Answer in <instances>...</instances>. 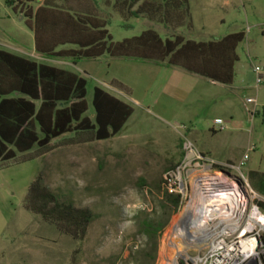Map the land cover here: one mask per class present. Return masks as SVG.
I'll return each instance as SVG.
<instances>
[{
    "label": "rangeland",
    "instance_id": "374dc122",
    "mask_svg": "<svg viewBox=\"0 0 264 264\" xmlns=\"http://www.w3.org/2000/svg\"><path fill=\"white\" fill-rule=\"evenodd\" d=\"M3 4L5 0H0V28L7 34L0 31V48L14 51L3 46V40L33 49V32L25 20ZM190 11L192 28L176 31L186 39L206 41L245 32L237 47L239 60L233 83L222 85L178 67L130 58L102 56L71 64L70 69L87 79L89 112L93 110L95 86L108 89L129 103L134 112L111 139L90 140L87 134L61 137L30 154L37 158L17 159L4 167L0 173L9 183L0 179V185L12 186L16 194L10 198L9 209L0 203V233L9 222L4 238H0V258H12L0 264H169L179 243L175 229L186 207L192 204V217L184 227L189 235L193 216L207 205V201L192 200L194 181L203 178L196 176L223 173L237 182L240 177L220 166L184 170L186 193L181 208L158 238L147 236L141 226L143 220L158 222L169 216L160 202L166 189L165 175L180 165L186 140L198 150L205 147L220 163L237 164L253 146L243 172L264 171V86L255 87L250 62L253 58L264 63V0H190ZM97 13L108 17L107 28L114 41L137 36L146 29L156 30L162 38L169 34L161 24L147 19L126 22L100 2ZM59 63L63 65L62 60ZM249 97L259 103V115L253 118ZM216 118H222L227 129L219 130ZM39 172L62 199L95 213L82 238L74 239L40 215L23 209L22 195ZM247 199L249 208L264 203V197L249 188ZM10 208L16 212L10 214ZM205 243L187 246L188 256L180 258L179 264H192ZM16 258H25V262Z\"/></svg>",
    "mask_w": 264,
    "mask_h": 264
},
{
    "label": "trees",
    "instance_id": "16d2710c",
    "mask_svg": "<svg viewBox=\"0 0 264 264\" xmlns=\"http://www.w3.org/2000/svg\"><path fill=\"white\" fill-rule=\"evenodd\" d=\"M5 0L26 19L33 31L35 49L45 58H130L178 67L214 83L230 85L239 60L237 47L245 32L229 33L206 41L186 39L178 28H192L190 0ZM99 2L119 14L124 21L143 18L161 24L169 31L162 38L154 29L114 41L107 18L97 13ZM72 45L73 48L61 46ZM87 80L78 74L0 49V161H10L38 147L46 149L54 138L68 132H90L95 140L117 135L133 113V107L105 89L96 86L92 105L95 116L86 112ZM39 101V105L37 104ZM252 188L264 197V171L247 172ZM161 206L169 210L164 221L143 220L141 226L150 238H158L171 217L183 204L180 194L166 189ZM264 207V203L260 204ZM23 207L52 223L74 239L82 238L95 213L62 199L45 183L41 172L30 183ZM157 248V241L154 245ZM181 264H186L182 261ZM193 264V263H192Z\"/></svg>",
    "mask_w": 264,
    "mask_h": 264
},
{
    "label": "built area",
    "instance_id": "2783aa9c",
    "mask_svg": "<svg viewBox=\"0 0 264 264\" xmlns=\"http://www.w3.org/2000/svg\"><path fill=\"white\" fill-rule=\"evenodd\" d=\"M250 62L254 85L259 88L264 85V63L255 61L253 58H250ZM247 102L253 104L249 111L253 118L259 113L258 100L249 97ZM214 123L219 130L228 127L222 118H216ZM253 150L254 147H250L237 164L220 163L201 153L191 141L186 140L183 143L184 156L180 165L166 172V190L171 194H180L182 198L186 193L182 173L192 166H202L207 170H211L214 166H220L239 173V182L227 178L236 182L246 191L245 205H242L236 216L225 218L226 221L213 230L209 243L192 259L193 264H264V209L258 205L249 208L247 189L249 188L253 193L256 191L250 184L248 171L243 172V168L246 167L250 159V152Z\"/></svg>",
    "mask_w": 264,
    "mask_h": 264
},
{
    "label": "bare ground",
    "instance_id": "6f19581e",
    "mask_svg": "<svg viewBox=\"0 0 264 264\" xmlns=\"http://www.w3.org/2000/svg\"><path fill=\"white\" fill-rule=\"evenodd\" d=\"M196 177L203 178H196L197 180L194 181L192 200L200 203L207 201V205L199 208L193 216L189 235L184 233V227L192 217L190 214L192 204L186 207L175 229L179 243L169 259V264H179L180 258H186L188 256L187 246L204 241L208 244L213 230L225 222V218L236 216L242 205L246 203L245 189L224 175H198Z\"/></svg>",
    "mask_w": 264,
    "mask_h": 264
},
{
    "label": "crops",
    "instance_id": "0c3cea01",
    "mask_svg": "<svg viewBox=\"0 0 264 264\" xmlns=\"http://www.w3.org/2000/svg\"><path fill=\"white\" fill-rule=\"evenodd\" d=\"M42 2V0H36L35 2H32V3H30V5L33 7V9H36L38 6H39V4ZM85 5H86V3H87V1L85 0ZM3 6H4V8L5 9H7V10H11L12 12H14L16 15H21V18L22 19H24L25 21H26V19H25V17L23 16V14L22 13H19V6L17 7L18 9L16 10V12L15 11H13V9H12V7H10V6H8L6 3H5V5L3 4ZM5 12H6V10H5ZM6 16H9V14L7 13L6 14ZM30 29V28H29ZM31 30V29H30ZM0 31L3 33V34H7V31L5 30V29H3V28H0ZM32 31V30H31ZM33 32V31H32ZM33 37H34V33H33ZM1 44V43H0ZM2 44H3V46H5V47H7V48H10V49H12V50H14V51H9V52H11V53H14V54H17V55H20V56H24V57H28V58H30V59H33V60H36V61H38V62H42V63H46V64H49V65H53V66H56V67H59V68H62V69H65V70H68V71H71V72H74V73H76V74H78L79 76H82V77H84L83 75H81V74H79L78 72H76V71H73L72 69H70L69 68V66L71 65V64H73V65H75V64H77V63H73L70 59H66V58H59V59H50V58H45V57H43L41 54H39L37 51H36V49H35V39H34V46H33V49H31V48H27V47H25L23 44H9V43H7V42H4L3 40H2ZM74 46H72V45H66V46H61V47H59L58 49H62V48H73ZM0 49H2V48H0ZM3 50H6V49H3ZM6 51H8V50H6ZM60 60H62V62H63V65L62 64H60L59 62H60ZM237 63V62H236ZM236 65V64H235ZM85 78V77H84ZM86 79V78H85ZM87 80V79H86ZM234 81V80H233ZM220 84V83H219ZM222 85H224V84H222ZM231 85V84H230ZM264 86V85H263ZM96 87V86H95ZM94 87V88H95ZM98 87H100V86H98ZM107 87H109V85H107ZM101 88H103V89H105L107 92H109V93H111L112 95H114V96H116L115 94H113L112 92H110L108 89H106V88H104V87H101ZM93 92H94V89H93ZM117 97V96H116ZM117 98H119V97H117ZM92 99H93V94H92ZM120 99V98H119ZM86 100H87V95H86ZM122 100V99H121ZM124 101V100H123ZM87 102H88V100H87ZM92 102V101H91ZM39 101H37V104L39 105ZM129 104V103H128ZM88 105H89V102H88ZM93 106V105H92ZM133 112H134V108H133ZM133 114V113H132ZM86 115H88L89 117H91L92 119L94 118V116H95V113H94V108H93V110L91 111V112H89V108H88V111L86 112ZM258 115H259V113H258ZM131 117V116H130ZM125 126V125H124ZM123 129V128H122ZM214 131H216L215 129H214ZM121 132V131H120ZM119 132V133H120ZM118 133V134H119ZM83 134H87V135H89V137H88V139H90V140H95L94 139V137H93V134H91L90 132H75V131H73V132H68V133H65V134H63V135H61V136H59V137H57V138H54L52 141H51V143H50V145L52 144V142L53 141H55L56 139H58V138H61V137H76V136H78V135H83ZM116 136V135H115ZM115 136H113V137H115ZM112 137V138H113ZM111 139V138H110ZM106 140H108V139H106ZM97 141H105V140H97ZM41 150V149H39L37 146L36 147H34L32 150H30V151H28V152H25V153H19L18 154V157L16 158V159H14V160H10V161H4V162H2V161H0V172L2 173L3 172V169H4V167H6V165H8L9 163H11V162H13V161H16L17 159H26V158H37V157H32V156H30V154L34 151V150ZM201 153H203L204 155H206V156H209V157H211V158H213L214 160H216L214 157H212V155H210L211 153H209V151L204 147V149L202 148V149H200L199 150ZM217 161V160H216ZM218 162V161H217ZM0 173V179H3V180H5V182H7V183H9V181H8V178L7 177H5V176H3L4 174H1ZM8 176V175H7ZM11 180V179H10ZM26 192V191H25ZM27 193V192H26ZM26 193H24L23 195H22V198H23V200H24V197H25V195H26ZM16 193L14 192V193H12V186H8V187H3V186H1L0 185V203L4 206V207H8V209H9V207H11L10 206V198L12 197V196H14ZM1 204H0V206H1ZM22 205H23V203H22ZM10 209H12V208H10ZM23 209H25L24 207H23ZM26 210V209H25ZM16 212V209H12L11 211H10V214H14ZM19 215L21 214L20 212L18 213ZM8 224H9V222H7V223H5V225L3 226V228H2V231H1V233H0V238H4V235H5V232H6V230H7V227H8ZM17 231L19 232L20 230L19 229H17ZM2 253H3V250L2 249H0V256L2 255ZM10 259V260H9ZM11 259L12 258H0V263L2 262V261H11ZM16 259H18V260H21V261H23V260H25V258H16ZM29 259V258H28ZM33 259H35V258H33ZM23 262H25V261H23ZM26 264H30V263H26Z\"/></svg>",
    "mask_w": 264,
    "mask_h": 264
}]
</instances>
